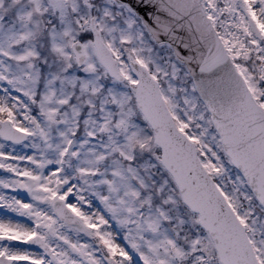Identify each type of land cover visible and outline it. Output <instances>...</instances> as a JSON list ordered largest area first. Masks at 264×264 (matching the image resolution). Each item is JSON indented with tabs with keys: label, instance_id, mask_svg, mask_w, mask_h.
<instances>
[{
	"label": "snow or ice",
	"instance_id": "1",
	"mask_svg": "<svg viewBox=\"0 0 264 264\" xmlns=\"http://www.w3.org/2000/svg\"><path fill=\"white\" fill-rule=\"evenodd\" d=\"M0 264H264V0H0Z\"/></svg>",
	"mask_w": 264,
	"mask_h": 264
}]
</instances>
